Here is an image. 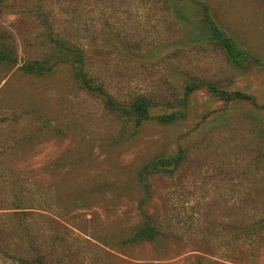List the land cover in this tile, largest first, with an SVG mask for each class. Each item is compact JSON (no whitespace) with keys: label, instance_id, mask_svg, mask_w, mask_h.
Segmentation results:
<instances>
[{"label":"rangeland","instance_id":"1","mask_svg":"<svg viewBox=\"0 0 264 264\" xmlns=\"http://www.w3.org/2000/svg\"><path fill=\"white\" fill-rule=\"evenodd\" d=\"M202 2L0 0V264H264V0Z\"/></svg>","mask_w":264,"mask_h":264},{"label":"trees","instance_id":"2","mask_svg":"<svg viewBox=\"0 0 264 264\" xmlns=\"http://www.w3.org/2000/svg\"><path fill=\"white\" fill-rule=\"evenodd\" d=\"M194 2H198L199 4H203L202 0H193ZM205 17L204 22H206L212 32V40L215 42H221L224 47L226 48L228 54L235 62H242V60H245L246 54L243 51H240L233 41L229 38H226L219 26L213 21L212 17L210 16V13L205 11ZM63 52L72 53L74 52L73 49L69 46H66ZM13 57H12V51L11 46L9 45H2L0 44V64L2 62H12L13 63ZM76 75L81 81V85L89 90L98 92L105 100L106 105L111 108L112 110L116 111H122L134 119H136L138 122H142L143 120L150 118L151 112V103L150 100L145 96H140L136 98L133 102H131L129 105L125 106L118 101L114 100V98L111 96L110 93H108L102 85H94L92 83L91 77L88 75L85 67V62H80L78 60H75L74 63ZM49 68L44 63H37V64H30L27 65V69L29 71H36L39 73L44 72L45 69ZM203 86H206L211 92H214L215 94L218 93V97L224 101L231 102L236 99H251L252 96L242 92V91H228L225 89H219L216 84L213 82H199V81H191L187 87L186 92L194 91L196 89H200ZM177 114L171 115L170 118L168 116H165L164 120H173L177 119L179 117H176ZM181 153L177 154L170 160H156L154 161V168H161L159 166H162L166 163L170 164L171 160H179L181 158ZM174 161V162H175ZM160 235V230L158 227L154 226L151 222L145 221L134 237L132 238L133 241H143V240H156Z\"/></svg>","mask_w":264,"mask_h":264}]
</instances>
